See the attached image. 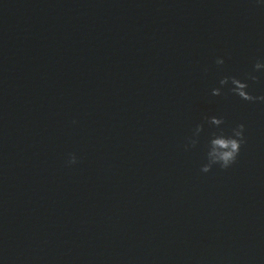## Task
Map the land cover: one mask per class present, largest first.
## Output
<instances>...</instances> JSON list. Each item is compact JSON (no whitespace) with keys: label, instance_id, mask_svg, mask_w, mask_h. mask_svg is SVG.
Masks as SVG:
<instances>
[{"label":"water","instance_id":"95a60500","mask_svg":"<svg viewBox=\"0 0 264 264\" xmlns=\"http://www.w3.org/2000/svg\"><path fill=\"white\" fill-rule=\"evenodd\" d=\"M258 61L264 0H0V264H264Z\"/></svg>","mask_w":264,"mask_h":264},{"label":"clouds","instance_id":"9594fccd","mask_svg":"<svg viewBox=\"0 0 264 264\" xmlns=\"http://www.w3.org/2000/svg\"><path fill=\"white\" fill-rule=\"evenodd\" d=\"M217 65H223V59L216 60ZM264 69V63L257 62L254 65L255 71H260ZM246 80H251L252 82H258V77L249 73L246 76ZM220 88H215L212 90L213 96H221L223 93L221 89L226 87L229 83L232 87L229 91L238 96L241 100L255 103L257 101L264 102V95L254 96L248 91L249 85L246 82H242L236 77L225 76L220 81ZM204 122L209 126L216 128L218 131L212 133L211 138L207 144L206 159L207 162L201 167V172L204 174L209 173L214 166H219L221 170H228L236 162L240 155L241 148L247 143L245 133V125L238 124L231 129L230 134L226 133L221 127L224 125L225 121L223 118L217 117H205ZM204 130V123L198 124L195 128L194 136L196 138H189L188 144L185 145V150L190 147H196L198 144V137ZM68 163L70 165L76 164L77 159L73 154L71 155Z\"/></svg>","mask_w":264,"mask_h":264}]
</instances>
